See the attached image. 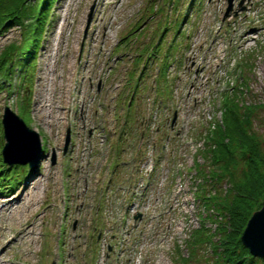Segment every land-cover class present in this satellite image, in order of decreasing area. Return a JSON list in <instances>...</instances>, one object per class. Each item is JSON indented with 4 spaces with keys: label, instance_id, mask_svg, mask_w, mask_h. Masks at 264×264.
<instances>
[{
    "label": "rangeland",
    "instance_id": "374dc122",
    "mask_svg": "<svg viewBox=\"0 0 264 264\" xmlns=\"http://www.w3.org/2000/svg\"><path fill=\"white\" fill-rule=\"evenodd\" d=\"M168 1L55 0L33 42L34 57L18 62L11 79L2 76L11 84L0 86V122L9 108L38 133L42 151L35 166L23 163L28 168L12 190L2 187L7 176L0 175V264L216 262L218 224L225 217L200 191L218 193L228 184L210 182L197 167L213 169L205 155L219 124L221 89L243 75L249 88L241 100L264 103V0H233L229 14L228 0H195L183 24L174 18L191 0H170L173 7ZM166 13L170 21L163 24ZM3 24L0 55L26 40L22 25ZM166 26L161 52L150 56L157 64L141 73L143 47L155 43ZM168 46L172 61L165 80L155 69ZM201 49L209 51L200 76L191 67ZM165 84L171 90L162 93L168 108L153 110L155 89L166 92ZM175 104L188 112L187 126L181 124L184 114L175 128L170 125ZM253 128L264 136V107L256 109ZM121 132L128 134L119 139ZM0 134L4 147L2 123ZM17 146L20 157L34 156L32 147L24 154ZM140 167L143 177L153 174L146 191L106 190L111 174L113 184L122 185L124 177L140 179ZM118 191L132 196L130 217L141 215L130 219L109 252L92 234L104 221L111 229L123 214ZM202 225L211 238L205 229L196 231Z\"/></svg>",
    "mask_w": 264,
    "mask_h": 264
},
{
    "label": "trees",
    "instance_id": "16d2710c",
    "mask_svg": "<svg viewBox=\"0 0 264 264\" xmlns=\"http://www.w3.org/2000/svg\"><path fill=\"white\" fill-rule=\"evenodd\" d=\"M31 1L0 0V29L4 22L15 26L22 25L24 39H26L23 45L12 43L8 49L2 51L0 55V73H2L0 86H5L4 84L9 82L2 76L7 77L9 75L11 79L18 62L22 61L23 64H26L30 58L34 57L36 51L35 47L33 48V42H37L43 26L48 22V9L55 0ZM172 3L174 2L168 1L171 7L174 6ZM194 4L195 0H191L181 18L176 15L174 20L181 19V23H185ZM166 19H169L167 13L162 18L163 24L170 21V19L168 21ZM167 29V26L162 29L159 39L155 43L151 41L143 47V52L145 55L147 54L143 68H148V65L152 63L154 58L152 59L150 56H157L161 49L159 46L161 38ZM37 34L39 35L37 36ZM169 51L170 47L168 46L162 59H160V63H158L157 75H162L165 80L172 61V59L169 60ZM248 61L246 60L245 63ZM241 77L243 75L238 77L236 85L220 90L221 114L220 119H217L219 124L212 132L209 141L213 145H207L205 155V157H209L213 169L208 173L201 164L197 167L198 170H202L205 179L211 180L210 182H213L212 180L220 181V186L222 181L228 184L226 188H220V192L211 194H205L204 187H200L201 196H199L204 198V202L215 205L219 213L225 217L218 224L220 237L219 240H215L216 247L213 251L215 253L218 250L219 254L214 264H264V256L252 254L241 240V235L249 218L254 211L262 206L264 200V136L253 128V116L256 109L264 107V103L258 101L251 103L247 100H241L243 93L246 94L247 92L245 89L249 88L247 82ZM164 87L166 92L155 89V96L164 97L162 93L171 95L169 86L165 84ZM125 134L127 133L121 132L119 139ZM2 137L0 134V140ZM0 149V175L5 174L7 176L1 184L7 190L10 188V191L19 180L22 168L26 170L28 165L10 164L4 160L1 143ZM120 150L119 148L117 154L120 153ZM202 229L206 231L204 225L196 231ZM206 234L210 236L212 233L206 231Z\"/></svg>",
    "mask_w": 264,
    "mask_h": 264
},
{
    "label": "water",
    "instance_id": "95a60500",
    "mask_svg": "<svg viewBox=\"0 0 264 264\" xmlns=\"http://www.w3.org/2000/svg\"><path fill=\"white\" fill-rule=\"evenodd\" d=\"M232 6L233 0H228V7L225 14H229ZM91 16L92 11L89 13L88 22L90 21ZM10 111L11 110L9 108H6L2 118L4 138H6V142L3 147L4 160L10 164L27 162L31 166H35L42 151L38 133L33 128L28 127L19 115ZM68 140L69 135L66 144ZM15 143L18 145L17 147L22 150L21 152H25L24 154H26V151L27 153L29 152L27 148L32 147L34 156L32 158L20 157L17 152L18 150H16V152H14L13 149L10 150L11 148H15ZM54 161L55 158H53V162ZM241 240L244 245L249 248L252 254L264 256V200L262 206L254 211L249 218L241 235Z\"/></svg>",
    "mask_w": 264,
    "mask_h": 264
},
{
    "label": "built area",
    "instance_id": "2783aa9c",
    "mask_svg": "<svg viewBox=\"0 0 264 264\" xmlns=\"http://www.w3.org/2000/svg\"><path fill=\"white\" fill-rule=\"evenodd\" d=\"M209 50V49H208ZM200 51V50H199ZM199 51H198V54H197V60L196 61H194V63H197V65L200 67V68H204V62L206 61V60H204V61H201L200 59H199ZM207 63H209V62H207ZM187 113L188 112H186L185 114L183 113V112H181L180 113V116H182L183 114L186 116V118L184 119V121H183V123H181L183 126H187L188 125V117H187ZM220 118V117H219ZM185 122V123H184ZM146 170H148V165H147V169ZM145 170V171H146Z\"/></svg>",
    "mask_w": 264,
    "mask_h": 264
},
{
    "label": "bare ground",
    "instance_id": "6f19581e",
    "mask_svg": "<svg viewBox=\"0 0 264 264\" xmlns=\"http://www.w3.org/2000/svg\"><path fill=\"white\" fill-rule=\"evenodd\" d=\"M52 103H53V101H52V102H49V103H46L45 105H46V106H52ZM42 105H43V107H44V104H42ZM55 114H56V115H53V118H54V117H57V118H58V117H59L58 115H59L60 113L57 111ZM48 116H52V115L48 114ZM12 149H13V148H11L10 150H12ZM26 152H27V151H26ZM17 156H18V155H17ZM9 205H10V202H7V203H6V206L9 207ZM25 233H29V232L27 231V232H25ZM160 262H161V261H160Z\"/></svg>",
    "mask_w": 264,
    "mask_h": 264
},
{
    "label": "flooded vegetation",
    "instance_id": "af4514ba",
    "mask_svg": "<svg viewBox=\"0 0 264 264\" xmlns=\"http://www.w3.org/2000/svg\"><path fill=\"white\" fill-rule=\"evenodd\" d=\"M76 226H77V222L74 223V227H76Z\"/></svg>",
    "mask_w": 264,
    "mask_h": 264
}]
</instances>
